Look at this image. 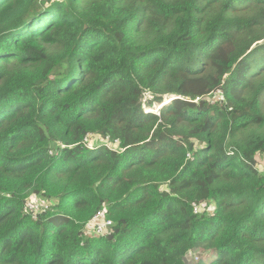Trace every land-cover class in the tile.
<instances>
[{
	"label": "trees",
	"instance_id": "16d2710c",
	"mask_svg": "<svg viewBox=\"0 0 264 264\" xmlns=\"http://www.w3.org/2000/svg\"><path fill=\"white\" fill-rule=\"evenodd\" d=\"M258 153L264 0H0V264H264Z\"/></svg>",
	"mask_w": 264,
	"mask_h": 264
},
{
	"label": "built area",
	"instance_id": "2783aa9c",
	"mask_svg": "<svg viewBox=\"0 0 264 264\" xmlns=\"http://www.w3.org/2000/svg\"><path fill=\"white\" fill-rule=\"evenodd\" d=\"M218 94V95H217ZM217 95V96H216ZM216 96V97H214ZM214 96H210L209 100L214 102L215 100H219L221 101V104H224L225 101L223 100V95H222V91H217L214 93ZM200 98H198L196 101H199ZM95 137H99L98 138V143L103 144L108 146L111 149H115L118 150L119 148V141L116 140H112L109 136H107L106 138H102L99 135H92V134H88L85 138V142L87 145L91 146V143H95ZM117 146V147H115ZM29 206V207H28ZM44 208H42V210L39 209V207L35 204V203H29V201L27 202V206H26V212L27 213H31L32 217L37 219L38 218V214L43 211ZM113 226V221L108 217L107 215V211L106 209H101L100 211H98L96 213V215L93 217V219L89 222L88 224V228H87V233L90 235H109L114 233V228H112Z\"/></svg>",
	"mask_w": 264,
	"mask_h": 264
},
{
	"label": "rangeland",
	"instance_id": "374dc122",
	"mask_svg": "<svg viewBox=\"0 0 264 264\" xmlns=\"http://www.w3.org/2000/svg\"><path fill=\"white\" fill-rule=\"evenodd\" d=\"M218 95V94H217ZM216 95V96H217ZM216 96H214V97H216ZM151 97H152V95L151 94H148V96H146V98H145V100H144V107H146V109L147 108H149L147 105H146V103H147V100H150L151 99ZM168 100V99H167ZM212 102V101H211ZM159 109H160V106L158 105V103H155V105L153 106V110L154 111H156L157 113L159 112ZM98 138L99 137H95V143H97V144H100V143H98V142H96V141H98ZM95 143H91V144H95ZM115 147H117V146H115ZM256 166L258 167V169L261 171V172H263L264 173V153H258L257 155H256ZM52 202V201H51ZM49 200H45V199H43V198H41L39 195H36V194H34V195H32L31 197H30V200H29V203H35L38 207H39V209L40 210H42V208H46L50 203H51ZM53 203V202H52ZM29 207V206H28ZM189 257L190 258H194V259H196V257H195V252H190V255H189Z\"/></svg>",
	"mask_w": 264,
	"mask_h": 264
},
{
	"label": "water",
	"instance_id": "95a60500",
	"mask_svg": "<svg viewBox=\"0 0 264 264\" xmlns=\"http://www.w3.org/2000/svg\"><path fill=\"white\" fill-rule=\"evenodd\" d=\"M184 261L188 264H192V260H190L187 256L184 257Z\"/></svg>",
	"mask_w": 264,
	"mask_h": 264
},
{
	"label": "crops",
	"instance_id": "0c3cea01",
	"mask_svg": "<svg viewBox=\"0 0 264 264\" xmlns=\"http://www.w3.org/2000/svg\"><path fill=\"white\" fill-rule=\"evenodd\" d=\"M145 108H146V107H145ZM152 110H153V108H147V111H148V112H154V110H153V111H152ZM107 147H108V146H107ZM118 149H119V148H118ZM114 150H115V149H114Z\"/></svg>",
	"mask_w": 264,
	"mask_h": 264
}]
</instances>
